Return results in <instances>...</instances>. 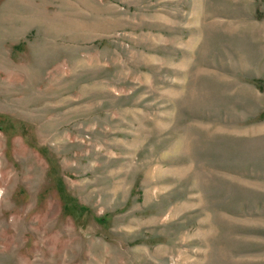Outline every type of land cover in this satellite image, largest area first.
Instances as JSON below:
<instances>
[{
    "label": "rangeland",
    "instance_id": "374dc122",
    "mask_svg": "<svg viewBox=\"0 0 264 264\" xmlns=\"http://www.w3.org/2000/svg\"><path fill=\"white\" fill-rule=\"evenodd\" d=\"M0 264H264V0H0Z\"/></svg>",
    "mask_w": 264,
    "mask_h": 264
}]
</instances>
